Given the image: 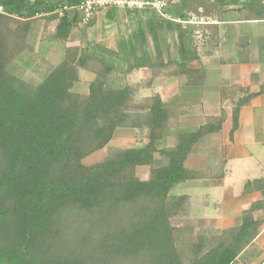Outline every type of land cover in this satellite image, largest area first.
Instances as JSON below:
<instances>
[{
    "label": "trees",
    "instance_id": "16d2710c",
    "mask_svg": "<svg viewBox=\"0 0 264 264\" xmlns=\"http://www.w3.org/2000/svg\"><path fill=\"white\" fill-rule=\"evenodd\" d=\"M81 2L0 0V264H240L260 232L254 214L264 209V180L263 199L244 212L239 227L191 243V229L172 225L190 203L174 191L199 176L186 161L205 136L220 132L227 115L179 131L173 146L162 147L174 127V106L160 95L137 101V87L124 81L149 69L188 91L201 87L206 72L194 66L200 57L193 26L136 11L138 29L121 45L124 68L88 49L68 48L40 83L14 72L32 49L34 22H58L48 40L65 45L82 17L59 10ZM246 8L264 19V0H249ZM109 12L115 19L117 9ZM175 33L177 54L166 55L165 36ZM81 70L96 75L87 94L75 91ZM263 92L264 85L234 108V130L240 107ZM126 127L146 130L147 143L111 149L103 161L85 164ZM143 167L148 180L137 176Z\"/></svg>",
    "mask_w": 264,
    "mask_h": 264
},
{
    "label": "crops",
    "instance_id": "0c3cea01",
    "mask_svg": "<svg viewBox=\"0 0 264 264\" xmlns=\"http://www.w3.org/2000/svg\"><path fill=\"white\" fill-rule=\"evenodd\" d=\"M248 2L171 0L169 3L177 17L186 15V19H189L198 16L214 22L191 25L195 29L193 39L200 57L194 66L203 67L206 72L205 82L193 89L192 93L201 97L200 102L204 107H211L214 103L218 107H225L231 98L237 97L236 103H230V107L235 108L249 93H259L264 85V19L258 17L256 12L247 10ZM117 11V14L128 18L134 15L137 21L136 11ZM99 16V22L106 18L113 25L119 20L118 16L112 19L109 11ZM147 36L151 38L150 33ZM175 36L177 41V34ZM68 41L65 43L66 51L71 48ZM120 53L119 59L122 61V49ZM141 74L149 78L152 76L149 69L135 70L128 75L129 84H139L137 78ZM176 80L157 77L150 85L141 88L140 93H144L142 98L160 95L166 101L165 87L168 81L178 82ZM180 99L177 97V100ZM238 113L235 130L233 111H229L220 132L205 136L186 161L187 169L199 176L176 189L178 193L174 194L188 196L190 203L186 216L172 220V225L192 230L186 237L187 242L196 243L199 235L220 236L227 230L239 227L244 212L263 199L259 182L264 180V92L242 105ZM188 120L194 123L197 119ZM207 121H196L197 128L184 131H195ZM254 217L262 222L260 232L243 254L240 264H264V209L256 211Z\"/></svg>",
    "mask_w": 264,
    "mask_h": 264
},
{
    "label": "rangeland",
    "instance_id": "374dc122",
    "mask_svg": "<svg viewBox=\"0 0 264 264\" xmlns=\"http://www.w3.org/2000/svg\"><path fill=\"white\" fill-rule=\"evenodd\" d=\"M168 1V0H167ZM171 2V0H170ZM174 2H172V6ZM109 11V10H107ZM100 12L93 25L80 24L77 28L73 30L69 38L68 44L73 49H88L93 53L104 56L113 64L120 68H124L125 64L119 59L121 57V45L122 43L127 44L129 37L132 35L134 30L138 29V20L135 21L136 16H127L119 13L118 21L116 24H111L107 22L106 18L99 16L101 13L105 15V12ZM151 14H149L150 16ZM105 19V20H104ZM98 21V22H97ZM116 22V21H115ZM58 22H54L51 25H47V21L39 19L33 24L32 30V49L25 52L23 60L17 62L13 68L14 72L27 81H32L34 83H40L45 76L51 70V67L59 64L65 56V45L59 42L49 41V37L55 32ZM176 35V34H175ZM171 36V34L166 35L167 42L170 45L169 55H174L176 53L175 42L176 36ZM149 48L153 47L152 38L149 39ZM120 55V56H119ZM96 78V75L87 70L80 71V83L76 86L75 91L82 94H87L89 92L90 83ZM129 76L124 77V81L129 83ZM157 77L151 78L146 77L145 74L138 76L139 84L134 85L137 87L139 95V100L141 101L144 93H140L141 88H145L150 85L151 81L155 80ZM177 81V80H176ZM165 100L174 106L176 115L173 120V129L171 134L164 140L162 147H168L175 143V135L179 131L190 130L194 127L197 128V122H202V120H208L211 117L220 116L222 114L227 115L229 111H233L234 107H230V103H236V98L233 97L225 105V107H218L214 103L211 107H204L202 99L199 95L194 96L192 91H188L184 88V85L179 81H168L165 90ZM202 96V95H201ZM177 97H181L177 100ZM200 103L202 106H200ZM188 119H197L194 123ZM189 121V122H187ZM198 123V124H199ZM184 124V125H183ZM145 139H147V131L144 129L135 128H121L117 130L112 142L107 148L101 150L94 155L90 156L85 160L86 165H94L105 159L109 154L111 149H126V148H140L145 145ZM137 171V176L139 179L144 180L149 177V168L143 167L139 168ZM175 194L178 190L174 191Z\"/></svg>",
    "mask_w": 264,
    "mask_h": 264
},
{
    "label": "built area",
    "instance_id": "2783aa9c",
    "mask_svg": "<svg viewBox=\"0 0 264 264\" xmlns=\"http://www.w3.org/2000/svg\"><path fill=\"white\" fill-rule=\"evenodd\" d=\"M112 9L154 11L166 20L181 23L185 26L214 23L204 17L198 16H191L187 20L177 17L170 12V4L167 0H82L77 7L64 6L59 10V14L63 15L67 11L77 10L81 14L82 24L89 25L100 12ZM2 11L3 9L0 8V12Z\"/></svg>",
    "mask_w": 264,
    "mask_h": 264
}]
</instances>
